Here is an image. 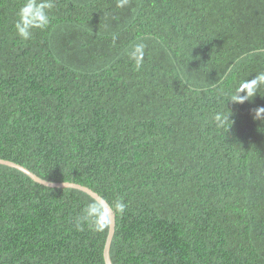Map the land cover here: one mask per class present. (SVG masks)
Segmentation results:
<instances>
[{"label": "trees", "instance_id": "1", "mask_svg": "<svg viewBox=\"0 0 264 264\" xmlns=\"http://www.w3.org/2000/svg\"><path fill=\"white\" fill-rule=\"evenodd\" d=\"M21 3L0 0V158L122 198L113 264H264V88L221 95L264 71V0H55L27 41ZM90 197L0 164V264H105L108 230L73 223Z\"/></svg>", "mask_w": 264, "mask_h": 264}, {"label": "clouds", "instance_id": "2", "mask_svg": "<svg viewBox=\"0 0 264 264\" xmlns=\"http://www.w3.org/2000/svg\"><path fill=\"white\" fill-rule=\"evenodd\" d=\"M129 2L130 0H117L116 6L124 8ZM54 7L55 0H22L13 25L17 36L27 41L32 38L35 30H46L50 25V12ZM145 48L144 42H136L126 52L136 71H139L143 66ZM253 54H264V48L257 47ZM228 72H231V68L225 75ZM262 88H264V71H259L251 79L240 80L230 93H221V95L227 96L226 103L243 104L246 101H251L258 93L260 94ZM230 115L231 111L214 112L211 122L217 129L227 131L232 124ZM251 118L253 121H260L261 124H264V106L252 109ZM126 208L127 204L122 198H116L109 206L107 201L101 202L90 197L89 202L74 217L73 223L77 231H84L87 228L97 233L105 232L111 227L112 212L115 211L123 215Z\"/></svg>", "mask_w": 264, "mask_h": 264}, {"label": "water", "instance_id": "3", "mask_svg": "<svg viewBox=\"0 0 264 264\" xmlns=\"http://www.w3.org/2000/svg\"><path fill=\"white\" fill-rule=\"evenodd\" d=\"M0 164L17 168L20 171H22L23 173H25L26 175H28L30 178H32L34 181H36L40 184H43L45 186L61 187V188H74V189H78V190L88 194L92 198L100 200L101 202L106 201L101 195H99L96 191H94L93 189H91L88 186H85V185H82L79 183H75V182H69V181L53 182V181L46 180V179L39 177L38 175H36L35 173L30 171L29 169H27L23 165L15 163V162L10 161V160L0 158ZM114 231H115V212L113 211L112 212L111 227H110V229H108L106 240H105L104 247H103V259H104L105 264H113L111 257H110V247H111V242H112V238L114 235Z\"/></svg>", "mask_w": 264, "mask_h": 264}]
</instances>
